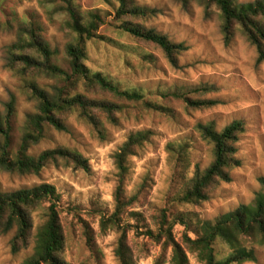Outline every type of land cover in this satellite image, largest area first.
Here are the masks:
<instances>
[{
	"label": "rangeland",
	"instance_id": "rangeland-1",
	"mask_svg": "<svg viewBox=\"0 0 264 264\" xmlns=\"http://www.w3.org/2000/svg\"><path fill=\"white\" fill-rule=\"evenodd\" d=\"M49 1L52 0H0V120L7 118V106L14 102L11 132L14 151L22 143L28 116L38 108V101L27 93L24 82L6 68L8 46L18 40L23 22L42 27V35L55 54L54 63L65 72H72L66 47L76 42V35L67 26L65 17L50 16L53 5ZM135 1L159 11L156 17L141 21L142 25L188 46L178 57V65L173 66L160 49L140 44L119 29L116 0H74L84 15L93 12L101 18L97 36L86 43L85 64L123 89L140 90L147 100L169 107L171 113L144 111L139 105H130L117 125L105 124L102 134L73 114L67 120L68 132L45 128L44 137L32 142L28 153L38 156L64 147L81 154L88 161L87 169L53 164L39 174L8 171L0 174V187L5 193L41 184L57 189L67 238L65 257L70 264H120L115 252L121 229H102L101 220L116 212L118 174L113 157L134 133L153 134L143 151L129 159L125 192L128 198L136 196L138 201L128 207L120 222L128 233L130 247L140 257L139 264H154L162 254L163 240L161 244L158 241L164 210L170 222L180 216L192 217L194 221H216L241 204L252 203L264 190V62H257L256 48L240 31L227 45L219 11L199 0ZM234 1L246 4L256 0ZM60 4L57 0V5ZM39 84L53 94L65 86L62 80L49 76L40 78ZM201 87L210 90L196 97L217 100L219 105L188 110L170 97L174 93L186 95ZM80 91L88 94L83 88ZM71 92L76 93L74 89ZM234 121L244 122L245 132L237 145L241 166L233 170L232 181L215 188L209 200L199 205L179 203L177 198L185 181L194 176L197 167L204 171L214 159L212 146L196 130L198 124L214 122L221 131ZM48 206L45 203L34 213V234L46 223ZM135 213L140 214L138 218ZM84 224L95 237L94 251L88 248ZM148 231L154 233L153 238L146 235ZM182 231L184 228L178 222L174 231L177 239ZM13 237L14 232L0 234V264H27L35 253V245L15 255ZM216 249L220 255L228 254L223 245L218 244ZM257 253L258 263L245 264H264V249L257 248ZM190 262L199 264L192 255Z\"/></svg>",
	"mask_w": 264,
	"mask_h": 264
},
{
	"label": "trees",
	"instance_id": "trees-1",
	"mask_svg": "<svg viewBox=\"0 0 264 264\" xmlns=\"http://www.w3.org/2000/svg\"><path fill=\"white\" fill-rule=\"evenodd\" d=\"M60 1V5H57V0L49 1L53 5L49 14L51 17L56 14L65 17L67 26L76 35V42L66 47L72 72L69 74L54 63L55 54L42 35V27L36 23L23 22L18 40L8 46L6 68L24 82L27 93L38 101V108L36 113L28 116L22 143L19 149L14 151L11 136L14 102L7 106V118L0 120V174L3 171L39 174L53 164L74 165L87 169L88 161L81 154L64 147L47 150L38 156L28 153L31 143L44 137L45 128L68 132L67 120L73 114L102 134L105 124L108 122L117 125L120 116L130 105H139L144 111L171 113L169 107L147 100L140 90L123 89L105 74L86 66V43L97 36L101 18L93 12L84 15L74 0ZM116 1L119 5L116 16L121 23L119 29L140 44L160 49L169 62L177 66L178 57L188 50V46L175 43L167 35L153 28H146L140 23L156 17L159 11L138 5L135 0ZM199 1L208 7L214 6L219 11L227 45L233 42L236 33L240 31L256 48L257 62H264V0L246 4H239L234 0ZM43 76L62 80L65 86L53 94L40 86L39 79ZM82 88L88 94L82 93ZM73 89L76 93L72 95ZM209 90L201 87L186 95L174 93L170 97L183 103L188 110L209 109L219 105V102L196 97L203 96ZM196 130L203 140L212 146L214 159L204 171L197 167L194 176L183 184L177 201L186 205H199L208 201L215 188L232 181L233 170L241 166L237 157V145L245 132V124L242 121H234L219 131L214 122L199 123ZM152 135L151 131L130 135L113 157L118 174L115 191L116 212L110 218L103 217L101 227L121 229L115 252L120 264L140 262V257L130 247L128 233L125 228L120 227V222L128 207L138 201L136 196L128 198L125 192L129 159L143 151L151 141ZM180 150L184 151L183 148ZM262 182L264 185V178ZM57 192L50 184H41L12 193L2 192L0 187V234L14 232L11 245L15 255L32 244L35 245V253L27 264H70L65 257L67 238L59 210L61 195ZM255 197L252 203L241 204L216 221H194L192 217L185 219L180 216L177 221L170 222L164 210L160 223L162 233L158 241L161 244L163 240L162 254L154 264H191L190 255L194 256L199 264L258 263L257 248L264 249V190ZM45 203L49 204L47 221L34 234V213ZM178 222L184 228L179 239L174 232ZM84 230L88 248L94 251L95 237L87 224H84ZM146 235L154 237L151 231ZM218 244L225 246L228 254L220 255L216 249Z\"/></svg>",
	"mask_w": 264,
	"mask_h": 264
}]
</instances>
